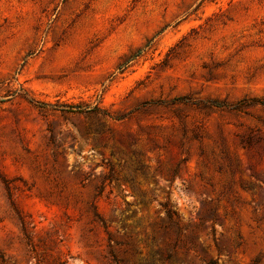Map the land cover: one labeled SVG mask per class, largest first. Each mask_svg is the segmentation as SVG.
<instances>
[{"label": "rangeland", "instance_id": "374dc122", "mask_svg": "<svg viewBox=\"0 0 264 264\" xmlns=\"http://www.w3.org/2000/svg\"><path fill=\"white\" fill-rule=\"evenodd\" d=\"M165 203L154 264H264V0H0V264H144Z\"/></svg>", "mask_w": 264, "mask_h": 264}, {"label": "trees", "instance_id": "16d2710c", "mask_svg": "<svg viewBox=\"0 0 264 264\" xmlns=\"http://www.w3.org/2000/svg\"><path fill=\"white\" fill-rule=\"evenodd\" d=\"M38 105V104H36ZM241 104H237L234 105L232 107H230L231 110H237L240 108ZM96 109H90L88 107H85L84 109H81L79 106H70L68 107V111L67 112H71V113H88V112H95ZM162 208L164 210V216H165V221L164 223L160 226V228H162L164 230L165 233H168L171 230L175 231L176 234V239L173 242L172 248L171 250H167V251H161V250H156L151 254V259L149 261L145 260L144 264H154V259H158L161 261H166V262H171L172 259H174V257L176 256L175 254V247L176 245H178L179 241H180V237L182 235L181 232V222L179 220V216L178 214L171 210L169 208V205L167 203L162 205ZM94 217L101 223V225L104 227V229L107 228L105 222H103V220L100 218L99 214L94 210ZM152 242L155 243L156 239L153 237L152 238ZM107 244H108V254L110 257V260L112 261L113 264H126L128 263L127 260H121L118 257V251L116 249V247H121L123 245H126L127 242L125 241H117L115 240L109 233H107ZM194 244H192L189 249H193ZM134 254H140L136 249H132ZM203 264H214V262L212 260H201ZM143 264V263H141Z\"/></svg>", "mask_w": 264, "mask_h": 264}]
</instances>
